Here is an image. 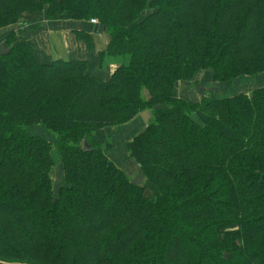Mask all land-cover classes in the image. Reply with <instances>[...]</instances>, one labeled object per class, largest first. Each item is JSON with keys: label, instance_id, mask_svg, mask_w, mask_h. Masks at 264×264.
Listing matches in <instances>:
<instances>
[{"label": "trees", "instance_id": "16d2710c", "mask_svg": "<svg viewBox=\"0 0 264 264\" xmlns=\"http://www.w3.org/2000/svg\"><path fill=\"white\" fill-rule=\"evenodd\" d=\"M40 14L81 23L74 33L91 47L84 27L96 22L110 43L94 68L44 63L31 41L7 35L0 262L264 264V87L175 96L201 72L214 84L264 75V0H0V31ZM146 110L152 118L127 152L150 189L109 159L110 141L95 140Z\"/></svg>", "mask_w": 264, "mask_h": 264}, {"label": "crops", "instance_id": "0c3cea01", "mask_svg": "<svg viewBox=\"0 0 264 264\" xmlns=\"http://www.w3.org/2000/svg\"><path fill=\"white\" fill-rule=\"evenodd\" d=\"M86 31H89L93 37V47L88 45L85 41H82L74 33V31H83V25L80 23H75L71 25L63 24H53L48 22L45 14L40 15H25L18 24L14 25L12 28L4 29L0 31V46H4L5 39L7 35L11 32L18 33L20 36H26L28 41H31L33 46L36 48L41 60L46 62H53L58 59L69 60V61H89L90 58L96 57L98 54L106 51L109 45V36L103 34L93 33L94 25L90 23L89 26L84 27ZM41 30V32H38ZM31 31V34L27 35V32ZM47 36V41H41L40 37ZM91 48H94L93 50ZM96 66L98 62L94 61ZM97 68V67H96ZM116 67H110L105 72V78L108 80ZM200 79L197 78L200 83L198 86H206V81H202L204 75H199ZM198 76V77H199ZM205 79L207 78L204 76ZM209 86H222L221 89H225L222 84L212 83ZM205 88V87H203ZM205 90V89H204ZM175 96L181 99H187L192 101V90L188 84H179L175 91ZM146 124L144 121L138 117L136 120L130 124L119 128L117 130H98L95 132V140L99 144H105L106 142H111V149L108 151L107 155L110 160H112L118 166H124L126 170L133 175L134 178L139 176L140 167L132 159H130L127 152V143L139 132L145 128ZM36 134H40L42 137L46 135V131L43 128H37L35 130ZM50 133V132H49ZM51 134V133H50ZM52 135V134H51ZM53 136V135H52ZM45 138V137H44ZM57 151H54V153ZM57 158L60 159V155L57 152ZM61 167V161L58 168ZM62 170V167H61ZM137 175V176H136ZM141 178V177H140ZM139 178V179H140ZM64 183V180L60 181V184L56 186L58 190L60 186Z\"/></svg>", "mask_w": 264, "mask_h": 264}, {"label": "rangeland", "instance_id": "374dc122", "mask_svg": "<svg viewBox=\"0 0 264 264\" xmlns=\"http://www.w3.org/2000/svg\"><path fill=\"white\" fill-rule=\"evenodd\" d=\"M63 25L65 27V24H63ZM38 32H41V30H39ZM93 33H94V31H93ZM30 34H31V31H28L27 32L28 37H29ZM105 35H107V34H105ZM22 37L26 39V36L22 35ZM48 39H50V38H47V36H42V37H40V42L41 41H47ZM109 43H110V41H109ZM91 49L93 50L94 48H91ZM98 56H99V54L97 55V58L96 57H92V58L89 59V61L87 60V62L90 63V65L92 67H94V68H96L97 66L95 65L93 60L98 62V64H99ZM41 61L46 63L45 60H41ZM49 63H51V62H49ZM199 75H204V76L207 77L206 79H205L204 76L202 77V81H206V86H198L200 84L198 81H197V83L195 85H190V89H193L192 90L193 97L191 99L193 102H196V101H198L199 99H201L203 97L212 96L214 98L223 99V98H228V97H234L236 95L243 94V93L249 94V93H251L252 91H254V90L258 89V88L264 87V75L240 77V78L234 80L233 82L222 84V85H224L223 87L225 89H221L220 88V87H222L221 85L220 86H209L210 84L213 85L212 84L213 82H212L211 79H209V76L205 72H201ZM104 77H105V74H104ZM198 78L200 79V76ZM207 83L209 85H207ZM214 85H216V84H214ZM178 86H177V88H178ZM203 87H205V88H203ZM146 111H150V110H146ZM150 113H153V111H150ZM101 130H104V129H101ZM108 130H112V129L108 128ZM113 130H117V129H113ZM44 137L46 138V140H48L50 142L53 141V136L49 132H46V135H44ZM85 148H86V146H85ZM56 155H57V152H55V153L53 152V156H54L53 158H54V160L56 162L55 170H54V180H55V190L57 191L56 186L58 184H60V181L63 180V175H62L61 167L58 168V166L60 165V159L57 158ZM136 178H137L136 182H140V184H142L144 187H146L148 189L151 188L150 182L145 180L144 178H142V176H141L140 179H139L138 176ZM151 197H152V199L154 198L153 195H151Z\"/></svg>", "mask_w": 264, "mask_h": 264}, {"label": "water", "instance_id": "95a60500", "mask_svg": "<svg viewBox=\"0 0 264 264\" xmlns=\"http://www.w3.org/2000/svg\"><path fill=\"white\" fill-rule=\"evenodd\" d=\"M104 28L102 25H95L94 26V33L95 34H103ZM7 53L6 49L3 46H0V55H5ZM140 117L143 119L144 123L146 125L149 124L151 118H152V113L150 111H146L144 113L140 114ZM0 264H18V263H4L0 262Z\"/></svg>", "mask_w": 264, "mask_h": 264}, {"label": "bare ground", "instance_id": "6f19581e", "mask_svg": "<svg viewBox=\"0 0 264 264\" xmlns=\"http://www.w3.org/2000/svg\"><path fill=\"white\" fill-rule=\"evenodd\" d=\"M146 112V111H145ZM144 113V112H143Z\"/></svg>", "mask_w": 264, "mask_h": 264}, {"label": "built area", "instance_id": "2783aa9c", "mask_svg": "<svg viewBox=\"0 0 264 264\" xmlns=\"http://www.w3.org/2000/svg\"><path fill=\"white\" fill-rule=\"evenodd\" d=\"M94 23H96V22H94Z\"/></svg>", "mask_w": 264, "mask_h": 264}]
</instances>
